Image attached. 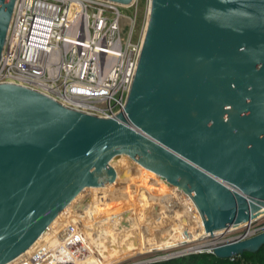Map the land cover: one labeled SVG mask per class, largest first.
Returning a JSON list of instances; mask_svg holds the SVG:
<instances>
[{
  "label": "water",
  "instance_id": "95a60500",
  "mask_svg": "<svg viewBox=\"0 0 264 264\" xmlns=\"http://www.w3.org/2000/svg\"><path fill=\"white\" fill-rule=\"evenodd\" d=\"M15 1L0 0V54ZM118 155L179 186L205 235L264 209V0H150L113 119L0 84V264L27 251L81 190L112 184ZM262 246L264 232L213 255Z\"/></svg>",
  "mask_w": 264,
  "mask_h": 264
},
{
  "label": "built area",
  "instance_id": "2783aa9c",
  "mask_svg": "<svg viewBox=\"0 0 264 264\" xmlns=\"http://www.w3.org/2000/svg\"><path fill=\"white\" fill-rule=\"evenodd\" d=\"M136 2L121 6L108 0H16L0 54V84L35 91L99 119L117 117L125 108L143 41L136 36L133 20L122 24L121 10ZM125 27L128 32L122 37ZM262 232L264 216L241 229L205 237L203 247L184 255L213 254L215 247ZM90 248L77 225H69L8 264H87Z\"/></svg>",
  "mask_w": 264,
  "mask_h": 264
},
{
  "label": "bare ground",
  "instance_id": "6f19581e",
  "mask_svg": "<svg viewBox=\"0 0 264 264\" xmlns=\"http://www.w3.org/2000/svg\"><path fill=\"white\" fill-rule=\"evenodd\" d=\"M109 165L116 173L115 181L107 186L81 190L21 258L31 253L45 238L56 236L69 225H77L90 244L91 255L87 264H122L138 255L172 252L200 238H213L220 232L241 229L264 216L262 209L243 222L205 235L196 205L179 186L144 168L127 155L113 157ZM160 225L169 228H160ZM124 230L132 235L130 240L121 241V237L118 238V232L126 238ZM203 244L206 243L202 242L197 247L191 245L185 251L199 249ZM180 253L164 258L185 254Z\"/></svg>",
  "mask_w": 264,
  "mask_h": 264
},
{
  "label": "rangeland",
  "instance_id": "374dc122",
  "mask_svg": "<svg viewBox=\"0 0 264 264\" xmlns=\"http://www.w3.org/2000/svg\"><path fill=\"white\" fill-rule=\"evenodd\" d=\"M148 12H149V3L145 2L143 4L142 0H137L136 4H134L133 6L129 7L128 9H122L121 10L122 24L123 25H127L129 23V19L133 20L135 22V33H136V36L142 38L143 34H144V31H145L146 23H147V20H148ZM127 32H128V28L127 27L123 28L122 37H125ZM170 203H172V201H170ZM154 217H152V218H154ZM143 223H145L146 225H149L147 223V221L146 222L143 221ZM151 225H153L152 227L155 226L154 224H150L149 226H151ZM162 226L163 225H160V228H163V227L169 228V226L168 227L167 226H163L162 227ZM118 231H120V229H118ZM124 231H126V234H127V236H125L126 238L124 239L123 236L120 235L121 232L120 233L118 232V234H119L118 238L121 237L120 238L121 241L130 240V237L132 235H129L130 233H128L127 230H124ZM134 237H136V236H134ZM202 242H205V240L200 238L197 242L190 243L189 245H186V246H183L181 248H178V249H176V250H174L172 252L171 251H163V252L162 251H158V252H153V253H145V254H142V255L135 256L134 258H130L127 261L123 262L122 264H144L147 261H151V263L165 262V260H163V258L165 256H168L169 254H172V253H179V252H181L180 254L186 253L187 251H185V249L189 248L191 245L193 247H195V246L197 247ZM183 250L185 252H182ZM192 253L193 252H191L189 254H186V255H183L181 257L188 256V255H190ZM203 253H206V252H203ZM181 257H178V258H181ZM174 259H177V258H174Z\"/></svg>",
  "mask_w": 264,
  "mask_h": 264
},
{
  "label": "trees",
  "instance_id": "16d2710c",
  "mask_svg": "<svg viewBox=\"0 0 264 264\" xmlns=\"http://www.w3.org/2000/svg\"><path fill=\"white\" fill-rule=\"evenodd\" d=\"M145 2L146 0H142L143 4ZM151 264H264V246L255 253L244 252L233 263L228 259L217 258L213 254L201 253Z\"/></svg>",
  "mask_w": 264,
  "mask_h": 264
}]
</instances>
